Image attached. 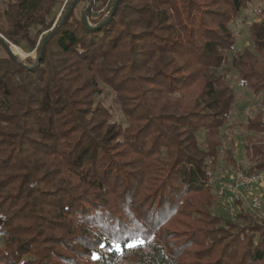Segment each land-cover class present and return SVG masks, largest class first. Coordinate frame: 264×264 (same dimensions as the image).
I'll return each mask as SVG.
<instances>
[{"label": "trees", "instance_id": "obj_1", "mask_svg": "<svg viewBox=\"0 0 264 264\" xmlns=\"http://www.w3.org/2000/svg\"><path fill=\"white\" fill-rule=\"evenodd\" d=\"M52 1L13 0L7 18L29 33ZM116 1L90 26L73 12L59 22L32 69L0 39L9 54L0 57V264H101L90 258L101 234L147 240L104 264H264L263 222L242 209L236 219L247 226L210 212L234 105L219 73L236 42L228 23L253 0ZM251 38L231 64L258 94L264 21ZM16 75L40 85L32 93ZM99 80L123 100L128 126L93 101ZM247 127L253 164L243 170L262 172L264 114Z\"/></svg>", "mask_w": 264, "mask_h": 264}, {"label": "rangeland", "instance_id": "obj_2", "mask_svg": "<svg viewBox=\"0 0 264 264\" xmlns=\"http://www.w3.org/2000/svg\"><path fill=\"white\" fill-rule=\"evenodd\" d=\"M12 1L13 0H0V39L8 45L9 51L11 50L10 53L28 69H32L41 62L39 57L41 53L39 49L46 45V36L56 28L59 22L67 19L73 12L75 18H83L84 22L90 26L92 23L105 19L109 14L112 4V0H53L52 4L48 6L51 8V11L46 18L39 24H34L29 33H24L13 28L7 18L6 12L8 11V4ZM44 5H48L46 1H44ZM262 6V1L253 0L247 8L242 9L239 15L228 23V27L234 33L236 42L232 50L228 52L230 62L224 65L219 70V73L226 76L229 85L233 89L234 105L225 126L222 128L220 156L217 164L212 168L213 172L209 178V185L213 193V204L210 212L213 215L220 214L227 216V213L221 210L220 204H218L215 188L210 181L211 177L220 176L233 167H240L242 170L248 169L253 164L248 158L246 145L248 143L247 137L255 134L248 130L247 123L250 118H254L258 113L264 114V92L256 94L249 87L243 85L239 81L238 71L231 64V61L244 49L253 48L251 38L252 25L256 22L264 21V16L258 15V10ZM0 49V57L9 56L4 47H0ZM53 52L56 54L55 48H53ZM15 81L22 87L25 88L26 86V88H29L32 93H34L38 85H40L38 80L32 75L29 76L28 82L24 80L22 75H16ZM98 84L99 92L95 93L93 101L96 104H102L108 109L111 113L112 122H116L123 127L128 126V120L124 113L125 105H122L121 101L123 100H119V94L111 86L101 80L98 81ZM200 137L202 140V133ZM228 151L235 159V163L228 161V155L230 154H227ZM35 185L36 184H32L31 186ZM241 207L242 211H248L252 213V215H255L250 211L248 205H241ZM239 211L240 210H237L234 216L228 215V217L236 220V223L240 226H247L249 223L236 219ZM258 219L259 222L264 223V219ZM7 237L8 233L0 228L1 246H3L4 240Z\"/></svg>", "mask_w": 264, "mask_h": 264}, {"label": "built area", "instance_id": "obj_3", "mask_svg": "<svg viewBox=\"0 0 264 264\" xmlns=\"http://www.w3.org/2000/svg\"><path fill=\"white\" fill-rule=\"evenodd\" d=\"M210 181L218 204L227 215L234 216L241 205H248L251 212L264 219V171L250 174L233 167Z\"/></svg>", "mask_w": 264, "mask_h": 264}, {"label": "snow or ice", "instance_id": "obj_4", "mask_svg": "<svg viewBox=\"0 0 264 264\" xmlns=\"http://www.w3.org/2000/svg\"><path fill=\"white\" fill-rule=\"evenodd\" d=\"M117 231H121L119 226ZM147 240L142 236L129 237L124 236L123 239H109L101 234L98 237L97 243L94 245L95 251L91 253V259L94 261H101L104 264L109 257L115 254L116 256H123L125 251L139 250L143 248Z\"/></svg>", "mask_w": 264, "mask_h": 264}, {"label": "water", "instance_id": "obj_5", "mask_svg": "<svg viewBox=\"0 0 264 264\" xmlns=\"http://www.w3.org/2000/svg\"><path fill=\"white\" fill-rule=\"evenodd\" d=\"M118 3H119V0H117L116 6L118 5ZM116 6H115V7H116ZM10 51H11V50H10Z\"/></svg>", "mask_w": 264, "mask_h": 264}]
</instances>
